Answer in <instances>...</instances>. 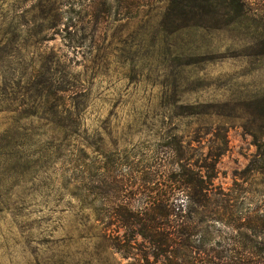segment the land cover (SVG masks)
<instances>
[{"label":"rangeland","instance_id":"obj_1","mask_svg":"<svg viewBox=\"0 0 264 264\" xmlns=\"http://www.w3.org/2000/svg\"><path fill=\"white\" fill-rule=\"evenodd\" d=\"M247 2L257 12L237 20L222 0L209 8H202V0L194 18L168 24L167 31L153 11L110 17L103 40L90 51L71 46L61 30L41 32L40 42L28 37L38 27L37 1L0 0V84L6 80L7 94L11 85L18 96L17 103L0 102V133L14 115L2 109L18 108L19 100L29 110L45 104L30 92L51 84L64 92L48 97L40 114L67 126L56 158L42 157L54 150L55 141L47 143L50 134L13 147L17 156L0 177L7 200L0 205V264H147L140 237L139 251L129 257L110 247L109 235H121L123 228L109 224L105 210L92 209H105L112 200H79L84 192L77 180L86 167L98 170L95 148L105 151L108 173L130 186L124 196L133 205L146 204L148 188H161L168 170L178 171L180 157L167 154L177 143L189 168L213 175L219 189L239 184L243 196L236 206L264 210V173L241 172L256 144L264 150V15L253 0ZM32 66L43 72L30 90L24 77ZM24 86L26 98L20 96ZM20 125L36 133L57 124L32 116ZM204 158L213 170L198 167ZM144 175L155 179L136 193L137 177ZM181 200L186 199H175ZM216 227L228 230L221 223Z\"/></svg>","mask_w":264,"mask_h":264},{"label":"trees","instance_id":"obj_2","mask_svg":"<svg viewBox=\"0 0 264 264\" xmlns=\"http://www.w3.org/2000/svg\"><path fill=\"white\" fill-rule=\"evenodd\" d=\"M35 1L37 4L33 9L35 8L38 27L33 32L28 30V37L33 34L39 41L41 32L51 29L61 30L71 46L88 47L93 51L103 40L102 35L110 17L119 20L137 16L141 11L147 13L153 11L161 19L158 24L161 31H167L165 27L168 24L194 18L202 0ZM222 1L237 20L254 10L249 7L247 0ZM253 1L262 10L261 16L264 15V0ZM204 3L206 6L202 5V8H209L213 0H204ZM9 40L12 41L11 38ZM7 46L11 45L8 43ZM42 72L32 66L26 76L22 73V76H25L27 89L31 90L35 84L31 80ZM51 88L52 84L48 87L36 86L34 92L30 94L34 98H43L46 104L48 97L64 92L61 85ZM8 89L11 96L7 94L6 80L1 81L0 95L5 98H1L0 102L7 103L6 101L9 100L8 103H17L15 88L8 85ZM25 95L26 89L20 96L26 98ZM19 103L16 109L11 110L9 106L2 109L13 112L14 115L11 125L0 133V177L7 171L8 163H12L11 157L17 156L13 147H19L28 141L31 142L30 144H35L32 138L50 134L47 143L55 141L54 150L45 152L42 156L50 159L52 156L56 158L64 145L63 141L67 138V126L62 125L55 118L49 119L40 114L39 109L44 108L45 104L41 103L36 105L35 109L29 110L22 108L25 106L22 100H19ZM261 115L264 117V103ZM32 116L38 117L40 121L45 120L48 124H57L56 128L50 127L43 131L37 129L36 133H29L27 129H23L20 122ZM94 151L98 158H101L98 161V170L90 172L91 168L86 167V175L77 180L84 192L79 200L84 201L85 198L91 197L93 205L98 201L102 205L103 201L112 200V204L107 208L95 207L92 210L95 213H102L105 210L111 221L109 224L123 228L124 232L121 235L118 234V230L116 234L109 235L110 247L116 252L129 257L134 250L139 251L135 245L138 242L137 238L140 237L147 244L144 245V249H140L147 264H264V210H259L257 206H247V208L236 206L238 198L243 196L238 192L239 184L235 182L227 191L219 189L212 182L213 175L207 172L202 174L189 168V162L186 163L181 145L177 143L175 146L170 145L167 153L170 159L180 157V162L177 163L178 171L168 170L166 179H162L161 188H148L151 194L144 205H133L127 201L124 195L130 186L117 175L108 173L107 155L104 150L95 148ZM81 156L82 153L79 151L78 160ZM263 156L262 146L256 144V154L241 172L246 173L247 176L264 173ZM206 161L207 158H204L203 164L198 167L213 170V163ZM13 164L19 165L20 161L16 160ZM137 178L139 181L135 187L136 193L140 188H147L145 183L155 179L145 175ZM133 187L131 186L132 189ZM179 195L184 196L186 200L175 201ZM4 197L5 193L0 192V205H6L7 200ZM245 199L243 197L241 203ZM216 223L228 228L227 232H221V229L216 227ZM212 226L216 233L213 231L212 234L210 229Z\"/></svg>","mask_w":264,"mask_h":264}]
</instances>
